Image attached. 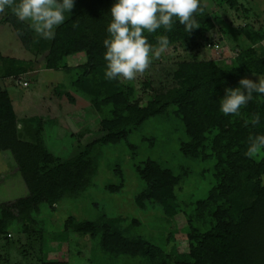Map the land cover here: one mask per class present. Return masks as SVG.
<instances>
[{
	"label": "trees",
	"instance_id": "1",
	"mask_svg": "<svg viewBox=\"0 0 264 264\" xmlns=\"http://www.w3.org/2000/svg\"><path fill=\"white\" fill-rule=\"evenodd\" d=\"M112 3L74 0L52 40L38 37L10 10L0 17V22L12 26L24 49L43 56L46 69L67 68L69 56H85L84 64L69 69L70 87L89 98L99 115L101 132L72 155L56 156L43 144L39 118L26 120L22 130L18 129L9 92L0 86V151L10 152L28 192L11 202H0V236L10 231L27 235L39 231L42 236L55 224L56 240L67 239L69 232L88 236L90 264L97 257L110 264L122 257L132 264H264V149L248 154L250 138L264 135V103L254 98L238 115L226 116L219 109L225 87H236L241 77L253 73L264 76V54L253 47L263 39L264 31L248 24L242 27L251 45L231 63L195 58L178 62L171 83L154 90L145 105H140L133 82L108 80L104 75L102 41ZM201 8L196 13L199 26L188 33L176 23L170 32L158 29L146 34L154 50L162 35L171 46H196L214 26L202 0ZM32 65L31 60L0 53V77L18 76L32 70ZM70 95L66 93L73 100ZM255 114L260 115V123L252 125ZM160 123H167L163 139L174 132L177 135L174 144L180 156L197 165L211 163L202 169L210 171L212 181L202 195H197L198 190L181 194L192 168L180 165L176 169L162 157L148 154L158 148L152 128L159 131ZM137 131L141 134L133 140ZM117 150L130 154L127 166L136 182L133 200L139 210L155 212L151 214L160 226L176 214L183 215L187 251L179 252L169 239L152 242L140 219L110 216L96 202L92 204L96 213L89 218L67 214L57 223L47 218L46 214H54L68 199H92L86 192L94 184L100 163L115 175V181L104 182L103 190L121 191L125 177L119 158H114Z\"/></svg>",
	"mask_w": 264,
	"mask_h": 264
},
{
	"label": "rangeland",
	"instance_id": "2",
	"mask_svg": "<svg viewBox=\"0 0 264 264\" xmlns=\"http://www.w3.org/2000/svg\"><path fill=\"white\" fill-rule=\"evenodd\" d=\"M202 1L213 19V28L198 39L196 46L168 45L164 49L159 47L153 50L149 68L131 81L134 83L140 105H145L154 90L171 83V72L178 62L195 58L214 60L220 64L231 63L239 52L251 45L242 27L248 24L254 30L264 31V0H235L233 4L228 0ZM253 47L260 54H264V37ZM0 53L33 61L32 70L26 73L0 77V86L9 92L11 97L19 130H22L26 120L39 118L43 144L61 158L72 155L101 135L99 115L89 98L70 87L69 69L85 63L83 54L69 56L67 68L46 69L43 67V56L34 50L24 49L12 26L2 22ZM248 78L255 80L256 76L251 74ZM120 80L122 83L127 82ZM66 93L71 94L73 100L69 99ZM156 127L159 131L155 130L156 128H152V131L156 132L158 137V148L149 150L148 154L153 158L162 157L166 164L176 169L180 165L192 168V174L182 185L181 194L184 196L192 190H198L197 195H202L212 184L210 171L202 169L211 163L197 165L196 162L180 156L175 150V132L165 140L163 132L165 133L167 123H160ZM139 132H135L131 138L137 140L141 134ZM140 148L143 149L141 144ZM114 155L115 159L119 158L124 170L125 181L121 191L108 193L103 190L104 182L115 181V175L104 162L100 163L94 184L86 192V196H92V199H68L59 204L54 214H46L47 218L56 223L67 214L76 218H89L96 213L92 205L96 202L110 216L125 218L133 215L140 219L142 228H145L147 237L152 242L158 244L169 239L179 252L187 251V225L183 215L176 214L170 217L164 226H160L156 223L154 214H151L155 212L144 213L139 210L133 200L136 182L127 166L130 154L117 150ZM114 158L111 157L112 160ZM27 193L10 152L0 151V202H11ZM54 225H50L42 236L39 231H32L30 235L16 231H10L6 237L1 235L0 264H46L58 260H66L68 264H90L88 257L91 241L88 236L69 232L67 239L56 240L58 229ZM119 259L112 264H132L126 261V257ZM93 261L94 264H110L102 262L98 257Z\"/></svg>",
	"mask_w": 264,
	"mask_h": 264
},
{
	"label": "clouds",
	"instance_id": "3",
	"mask_svg": "<svg viewBox=\"0 0 264 264\" xmlns=\"http://www.w3.org/2000/svg\"><path fill=\"white\" fill-rule=\"evenodd\" d=\"M73 7L74 0H0V17L10 10L38 37L52 40ZM199 11H202L201 0H113L108 11L107 35L102 41L105 78L132 81L138 74H143L149 68L154 50L146 34L158 29L170 32L176 23L183 25L188 33L199 26L196 20ZM157 43L164 49L169 40L162 35ZM253 75L255 80L241 77L236 87H225L224 95L219 99L222 114L238 115L254 98L264 103V77ZM259 123L260 115L255 114L251 124ZM260 149H264V135L251 137L248 154Z\"/></svg>",
	"mask_w": 264,
	"mask_h": 264
}]
</instances>
